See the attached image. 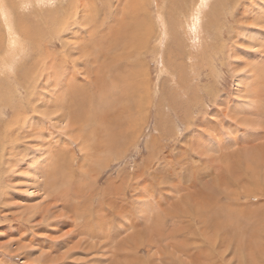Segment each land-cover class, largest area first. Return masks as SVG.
I'll list each match as a JSON object with an SVG mask.
<instances>
[{"label":"rangeland","instance_id":"374dc122","mask_svg":"<svg viewBox=\"0 0 264 264\" xmlns=\"http://www.w3.org/2000/svg\"><path fill=\"white\" fill-rule=\"evenodd\" d=\"M196 1L2 0L0 264H264V0Z\"/></svg>","mask_w":264,"mask_h":264},{"label":"bare ground","instance_id":"6f19581e","mask_svg":"<svg viewBox=\"0 0 264 264\" xmlns=\"http://www.w3.org/2000/svg\"><path fill=\"white\" fill-rule=\"evenodd\" d=\"M206 1L207 0H197L194 5L191 4V8L192 9L188 12V15L184 16V25L186 24V26H184V27H186L185 28L187 30L186 33H188V35H190L191 38L193 36L195 37V35L197 36V34H199V29H197L198 28V22L200 20L199 19V14H200L201 9L205 6ZM0 16L2 18H5L6 20H8V18H9V17H7V12H5V8H4V4H2V0H0ZM4 24H5V22H4ZM176 24L180 25L178 21H177ZM200 25H201V23H200ZM180 28H181V25H180ZM8 29L11 30V25H9V23H8ZM10 34H12V33H10ZM9 45H10V49H12V48L15 49L16 48V42H14V40H9Z\"/></svg>","mask_w":264,"mask_h":264}]
</instances>
